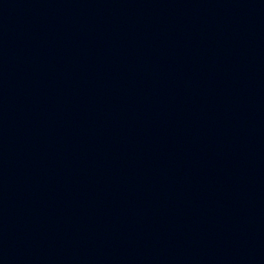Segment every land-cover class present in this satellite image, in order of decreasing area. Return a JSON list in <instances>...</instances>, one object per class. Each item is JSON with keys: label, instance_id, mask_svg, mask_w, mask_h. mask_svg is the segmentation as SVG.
Wrapping results in <instances>:
<instances>
[{"label": "water", "instance_id": "95a60500", "mask_svg": "<svg viewBox=\"0 0 264 264\" xmlns=\"http://www.w3.org/2000/svg\"><path fill=\"white\" fill-rule=\"evenodd\" d=\"M0 264H264V0H0Z\"/></svg>", "mask_w": 264, "mask_h": 264}]
</instances>
